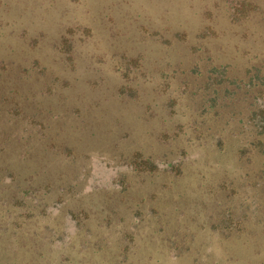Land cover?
<instances>
[{"label": "rangeland", "instance_id": "374dc122", "mask_svg": "<svg viewBox=\"0 0 264 264\" xmlns=\"http://www.w3.org/2000/svg\"><path fill=\"white\" fill-rule=\"evenodd\" d=\"M264 0H0V264H264Z\"/></svg>", "mask_w": 264, "mask_h": 264}, {"label": "trees", "instance_id": "16d2710c", "mask_svg": "<svg viewBox=\"0 0 264 264\" xmlns=\"http://www.w3.org/2000/svg\"><path fill=\"white\" fill-rule=\"evenodd\" d=\"M255 98V101H246L248 103L247 115L243 117V121H246L250 127L248 132L250 133L249 140L254 147L262 146L263 144L258 138H264V97L257 95Z\"/></svg>", "mask_w": 264, "mask_h": 264}]
</instances>
